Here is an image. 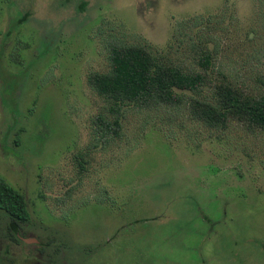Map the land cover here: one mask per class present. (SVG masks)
<instances>
[{"label":"rangeland","instance_id":"obj_1","mask_svg":"<svg viewBox=\"0 0 264 264\" xmlns=\"http://www.w3.org/2000/svg\"><path fill=\"white\" fill-rule=\"evenodd\" d=\"M119 44L264 90V0H0V176L31 214L11 241L0 210V264H264V129L207 126L191 91L118 114L89 76Z\"/></svg>","mask_w":264,"mask_h":264},{"label":"trees","instance_id":"obj_2","mask_svg":"<svg viewBox=\"0 0 264 264\" xmlns=\"http://www.w3.org/2000/svg\"><path fill=\"white\" fill-rule=\"evenodd\" d=\"M211 59L207 54L200 62L202 69L188 70L165 61L148 46L119 44L111 49L109 69L91 74L89 83L117 106L118 114L123 106L131 103L140 108L179 106L186 102L180 90L191 91L200 96L189 102L191 114L207 126L225 128L238 121L251 129H264V90L253 94L231 81H216L210 72ZM99 119L108 124L103 115H99ZM113 124L119 128L120 119L117 117ZM108 128L113 130L112 126ZM0 210L11 217L14 234L20 224L31 217L25 195L2 176ZM47 244L56 249V253L60 252L62 242L48 240Z\"/></svg>","mask_w":264,"mask_h":264},{"label":"flooded vegetation","instance_id":"obj_3","mask_svg":"<svg viewBox=\"0 0 264 264\" xmlns=\"http://www.w3.org/2000/svg\"><path fill=\"white\" fill-rule=\"evenodd\" d=\"M11 222H12V219H11ZM27 222L28 221L21 223L20 227H19V230L15 231V234L11 231V226L9 225V230H10L9 231V233H10L9 235H10L11 241H20L21 242V241H23L25 239V235L23 234L21 228ZM47 242H48V240H45L44 242L39 240V241L36 242V243H38V245L42 246L41 247L42 254H43V252H44V250L46 248H48V249L51 248L50 245L48 246ZM26 243H28V242H26ZM51 256H52V254H51ZM24 261H25L24 264H56L55 259H53V256L48 261L45 260L43 257L42 258L41 257H39V258L38 257H27Z\"/></svg>","mask_w":264,"mask_h":264}]
</instances>
